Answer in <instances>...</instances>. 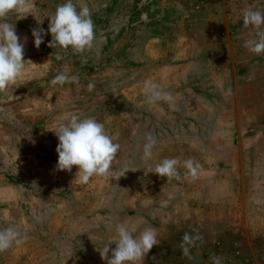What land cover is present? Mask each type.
<instances>
[{
	"label": "rangeland",
	"instance_id": "rangeland-1",
	"mask_svg": "<svg viewBox=\"0 0 264 264\" xmlns=\"http://www.w3.org/2000/svg\"><path fill=\"white\" fill-rule=\"evenodd\" d=\"M64 2L26 0L0 20L27 37L25 69L0 92V229L28 237L0 252V264H107L100 251L115 224L137 221L160 240L140 264H264V224L255 228L247 191L264 184V53L244 47L264 25L243 24V11L264 12V0H84L95 40L81 53L48 47V17ZM34 28L46 33L39 48ZM62 71L79 84L52 86ZM146 81L172 100L150 103ZM72 114L117 137L108 177L85 184L77 166L57 169L55 131ZM149 133L156 144L145 158ZM165 158L180 161L179 180L154 173ZM189 158L202 166L195 180L184 176ZM185 233L201 237L190 257Z\"/></svg>",
	"mask_w": 264,
	"mask_h": 264
},
{
	"label": "clouds",
	"instance_id": "clouds-1",
	"mask_svg": "<svg viewBox=\"0 0 264 264\" xmlns=\"http://www.w3.org/2000/svg\"><path fill=\"white\" fill-rule=\"evenodd\" d=\"M78 2L79 10L73 0H65L64 3L57 5L55 12L48 17L47 32L52 36L48 47L71 48L77 53L92 47L95 32L91 10L84 0H78ZM25 3L26 0H0V20H3L9 12L23 8ZM243 24L245 27L251 26L259 29L264 25V12L251 8L244 10ZM31 34L34 38V46L39 48L44 42L45 30L34 28ZM23 39L24 43L17 35L14 24L0 22V92H5L9 86L16 84L18 77L25 69L24 49L27 37ZM244 47L257 55L264 53V32L258 33L256 39L245 41ZM79 80L78 75H70L67 71H62L55 75L50 83L52 86H63L66 83L79 84ZM94 86L90 82L87 88L92 91ZM143 91L150 103L172 100L170 94L164 92L159 84L152 81L145 82ZM226 94H231L230 88ZM55 134L58 138L55 149L58 155L56 165L58 170L71 171L73 166H77L79 178L85 184L93 176L108 177L112 172L120 145L115 142L117 137L110 135L102 122H98L93 117L82 118L78 114H72L66 122L58 126ZM155 144V138L149 133L144 145L145 158H151L152 148ZM179 166L178 159L165 158L156 164L154 173L166 177L167 180L173 178L179 180L181 178L178 171ZM182 166L186 170L185 178L192 180L198 178L202 167L192 158L183 161ZM124 174L125 172L122 171L120 175L116 176V180ZM139 223L140 221L131 225L123 222L116 223V236L100 251L101 259L106 260L107 264H140L146 254L154 245L159 244L160 240L155 228L145 227L143 230H138ZM27 238V234H22L17 226L0 229V252L9 249L13 243H23ZM199 239L201 237L198 234L193 236L185 233L180 244L182 254L190 257V248ZM111 243H115L116 246L111 250V258H109V244ZM213 264H220V258L214 257Z\"/></svg>",
	"mask_w": 264,
	"mask_h": 264
},
{
	"label": "crops",
	"instance_id": "crops-1",
	"mask_svg": "<svg viewBox=\"0 0 264 264\" xmlns=\"http://www.w3.org/2000/svg\"><path fill=\"white\" fill-rule=\"evenodd\" d=\"M264 183V182H263ZM264 184H260L255 182L252 186H249L247 188V191L250 194V205L253 209L259 211L258 213L255 212L256 216L258 217V221H255V224H257V226L255 227L256 229H259L258 226L259 225H263L264 224V200L263 198L260 196L259 194V190L261 187H263ZM216 203V202H215ZM254 234H256L257 236H260V230L255 231ZM262 237L264 238V231L262 232ZM251 240V237H250ZM250 246H252V244H249ZM251 249V253L256 255L258 252V249L255 247H250Z\"/></svg>",
	"mask_w": 264,
	"mask_h": 264
}]
</instances>
